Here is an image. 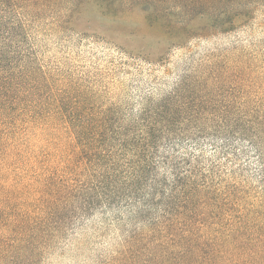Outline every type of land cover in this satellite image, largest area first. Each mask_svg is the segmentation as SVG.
Here are the masks:
<instances>
[{"label":"rangeland","instance_id":"rangeland-1","mask_svg":"<svg viewBox=\"0 0 264 264\" xmlns=\"http://www.w3.org/2000/svg\"><path fill=\"white\" fill-rule=\"evenodd\" d=\"M182 1L70 0L31 18L27 44L49 75L48 87L37 92L48 102L40 110L55 111V99L66 112L110 108L132 123L189 74L190 102L234 116L252 113L264 147V2L252 4L246 18H224L205 5L186 3L185 12ZM160 6L173 14L171 25ZM222 22L230 25L221 28ZM81 99L85 106L74 109ZM180 144L182 154L215 164L225 203L193 216L194 239L161 231L160 196L153 191L129 207L86 216L74 213L63 195L57 212L40 220L31 178L7 172L0 179V264H179L184 244L177 239L201 250L184 264H264V151L238 139L227 148L217 139ZM51 147L52 154L61 148Z\"/></svg>","mask_w":264,"mask_h":264},{"label":"trees","instance_id":"trees-1","mask_svg":"<svg viewBox=\"0 0 264 264\" xmlns=\"http://www.w3.org/2000/svg\"><path fill=\"white\" fill-rule=\"evenodd\" d=\"M63 1L70 0H0V179L7 172L31 178L27 187L35 196L31 204L40 220L57 212L63 195L68 197L62 202L74 205V213L86 216L97 209L120 210L145 200L150 191L158 192L161 231L176 230L167 234L179 238L181 232L182 240L194 239L193 216L225 203L218 194L215 181L221 176L215 164L207 165L203 155L182 154L180 142L217 139L227 148L234 140H249L262 154L258 118L190 102L185 96L192 89L189 74L158 103H147L132 123L110 108L84 115L66 112L55 99V111H41L48 102L37 92L48 87L49 75L35 62L27 27L31 18ZM257 2L264 0H183L181 4L185 12L189 3L220 10L224 18L229 14L246 18ZM158 11L164 24L171 25L167 18L173 14L161 6ZM85 101L81 99L74 109L85 106ZM54 145L61 148L52 154ZM175 242L184 244L177 252L179 264L186 256L200 255L199 248L191 249L179 239Z\"/></svg>","mask_w":264,"mask_h":264}]
</instances>
